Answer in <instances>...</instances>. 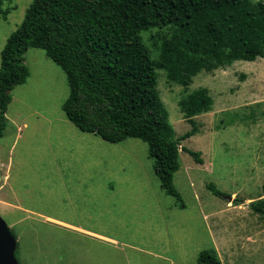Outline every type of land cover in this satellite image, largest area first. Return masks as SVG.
<instances>
[{"label":"rangeland","instance_id":"374dc122","mask_svg":"<svg viewBox=\"0 0 264 264\" xmlns=\"http://www.w3.org/2000/svg\"><path fill=\"white\" fill-rule=\"evenodd\" d=\"M32 1L3 4L0 66ZM166 33L143 32L154 57ZM25 63L30 74L12 90L0 136V195L14 204L0 203V214L17 239L20 264H198L204 248H214L223 264H264V218L250 207L264 197V57L202 70L188 87L157 69L177 136L193 127L183 97L206 87L214 100L195 116L196 133L181 141L202 158L180 148L174 182L183 208L163 190L146 141L114 143L81 130L62 107L69 84L61 66L37 47Z\"/></svg>","mask_w":264,"mask_h":264},{"label":"trees","instance_id":"16d2710c","mask_svg":"<svg viewBox=\"0 0 264 264\" xmlns=\"http://www.w3.org/2000/svg\"><path fill=\"white\" fill-rule=\"evenodd\" d=\"M5 1L0 0V14ZM155 28L167 29L158 35L157 57L143 38L144 31ZM30 47L43 48L65 72L67 117L109 142L146 141L163 190L183 208L174 182L180 148L202 158L181 141L196 133L195 116L211 110L214 100L206 87L183 97L180 108L193 127L177 136L159 92L157 69L188 87L202 70L264 57V0H33L1 52L0 136L12 90L30 74L25 63ZM210 188L223 194L214 184ZM250 207L264 218V197ZM198 264L223 262L214 248H204Z\"/></svg>","mask_w":264,"mask_h":264},{"label":"water","instance_id":"95a60500","mask_svg":"<svg viewBox=\"0 0 264 264\" xmlns=\"http://www.w3.org/2000/svg\"><path fill=\"white\" fill-rule=\"evenodd\" d=\"M17 239L0 214V264H20L16 257Z\"/></svg>","mask_w":264,"mask_h":264},{"label":"crops","instance_id":"0c3cea01","mask_svg":"<svg viewBox=\"0 0 264 264\" xmlns=\"http://www.w3.org/2000/svg\"><path fill=\"white\" fill-rule=\"evenodd\" d=\"M7 176H8V175H6L5 177H7ZM2 187H3V186L0 185V193H1V191H2V190H1ZM91 190H93V188H91ZM91 190H90V188H89V191H91ZM8 197H9L8 195H7V196H6V195H5V196H1V195H0V203L2 204V206L6 207V208L13 204V203L11 204V201L8 199ZM108 197H109V196H108ZM13 205H14V204H13ZM79 228H81V227H79ZM81 229L85 230L84 228H81ZM88 232H91V233H93V234H95V235H98V236H100V237H102V238H105V239H106V238H109L108 236H106L105 234H102V233H99V234H98V233H95V232H92V231H88ZM109 239H110V238H109ZM161 256H162V258H163L165 261H169V259H168V257H167L166 255H161ZM174 262H175V259L172 260V263H171V264H174ZM164 264H166V263H164Z\"/></svg>","mask_w":264,"mask_h":264}]
</instances>
